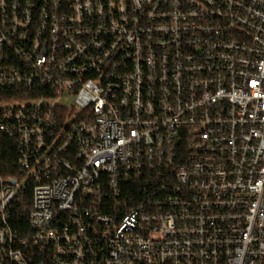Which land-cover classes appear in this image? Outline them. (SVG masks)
I'll use <instances>...</instances> for the list:
<instances>
[{"label": "built area", "instance_id": "2783aa9c", "mask_svg": "<svg viewBox=\"0 0 264 264\" xmlns=\"http://www.w3.org/2000/svg\"><path fill=\"white\" fill-rule=\"evenodd\" d=\"M0 135V264H264V0H0Z\"/></svg>", "mask_w": 264, "mask_h": 264}, {"label": "trees", "instance_id": "16d2710c", "mask_svg": "<svg viewBox=\"0 0 264 264\" xmlns=\"http://www.w3.org/2000/svg\"><path fill=\"white\" fill-rule=\"evenodd\" d=\"M7 142L8 139L5 136L0 135V162L2 164H6L5 166L8 167V166H13V162L15 161L16 156L8 152ZM6 170L7 169L4 167V172H6Z\"/></svg>", "mask_w": 264, "mask_h": 264}]
</instances>
